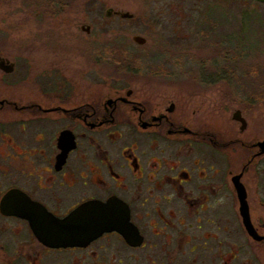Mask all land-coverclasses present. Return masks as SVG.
<instances>
[{
    "label": "flooded vegetation",
    "instance_id": "flooded-vegetation-1",
    "mask_svg": "<svg viewBox=\"0 0 264 264\" xmlns=\"http://www.w3.org/2000/svg\"><path fill=\"white\" fill-rule=\"evenodd\" d=\"M71 1L36 12L71 14ZM51 44L32 67L0 51V264H264L262 74L232 72L225 52L218 70L174 73L118 44L106 62L103 42L77 40L95 47L74 61ZM79 207L101 226L84 245L32 228Z\"/></svg>",
    "mask_w": 264,
    "mask_h": 264
},
{
    "label": "rangeland",
    "instance_id": "rangeland-1",
    "mask_svg": "<svg viewBox=\"0 0 264 264\" xmlns=\"http://www.w3.org/2000/svg\"><path fill=\"white\" fill-rule=\"evenodd\" d=\"M36 1L17 0L16 8H13L15 3L10 2L12 6L5 7L7 13L0 6V51L23 65L51 56L38 42L64 47L65 56L72 61L79 56L89 58L91 47L95 45L82 49L75 44L77 40H86L103 42L101 50L105 62L109 61L113 46L118 44L119 53L138 56L142 66L192 73L201 68L202 59L218 70L224 63L225 52L226 57L232 59V72L264 77V3L252 0H76L71 1V14L43 16L36 12ZM111 7L130 12L133 17L104 16L105 10ZM79 9L94 12L75 15ZM81 24H92L91 35L80 30ZM134 35L144 37L146 43L138 45L132 40ZM181 48L187 53L193 51L195 56L183 55L180 63L177 58L181 56ZM212 48L220 55L213 53Z\"/></svg>",
    "mask_w": 264,
    "mask_h": 264
},
{
    "label": "water",
    "instance_id": "water-1",
    "mask_svg": "<svg viewBox=\"0 0 264 264\" xmlns=\"http://www.w3.org/2000/svg\"><path fill=\"white\" fill-rule=\"evenodd\" d=\"M254 1L264 2V0ZM109 14L110 10L107 9L105 15L109 16ZM122 16L130 17L131 15L123 13ZM133 40L138 44L145 42V38L139 35H134ZM83 217V207H79L64 219L51 221L45 231H42L39 226L34 224H32V228L37 236L50 246H80L96 237L101 227L100 222L96 223L93 222L95 220L91 219L86 221Z\"/></svg>",
    "mask_w": 264,
    "mask_h": 264
},
{
    "label": "trees",
    "instance_id": "trees-1",
    "mask_svg": "<svg viewBox=\"0 0 264 264\" xmlns=\"http://www.w3.org/2000/svg\"><path fill=\"white\" fill-rule=\"evenodd\" d=\"M117 55V52L114 48H112V53H109V58H114ZM121 56V55H120Z\"/></svg>",
    "mask_w": 264,
    "mask_h": 264
}]
</instances>
